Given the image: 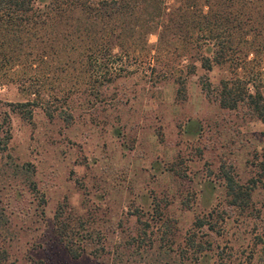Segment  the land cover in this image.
Returning <instances> with one entry per match:
<instances>
[{
	"label": "rangeland",
	"instance_id": "rangeland-1",
	"mask_svg": "<svg viewBox=\"0 0 264 264\" xmlns=\"http://www.w3.org/2000/svg\"><path fill=\"white\" fill-rule=\"evenodd\" d=\"M54 1L65 8L48 15ZM38 3L41 20L5 47L0 68V139L10 135L0 152V264H260L264 188L253 190L248 209L231 207L222 168L241 182L255 173L248 161L264 147V121L207 97L201 79L215 87L226 69L196 61L178 95L173 77L161 78L193 61L176 30L161 44L159 32L148 34L140 50L123 33L119 47L126 26L118 16L109 53L107 31L89 38L76 30L66 0ZM155 54L163 63L152 74ZM26 163L34 172L21 169ZM29 175L39 192L25 188ZM59 210L83 222L78 258L55 232ZM209 213L210 226H194Z\"/></svg>",
	"mask_w": 264,
	"mask_h": 264
},
{
	"label": "trees",
	"instance_id": "trees-1",
	"mask_svg": "<svg viewBox=\"0 0 264 264\" xmlns=\"http://www.w3.org/2000/svg\"><path fill=\"white\" fill-rule=\"evenodd\" d=\"M38 1L43 0H0V68L7 61L4 55L5 47L12 45L16 48L20 44L19 38L23 28L32 20H35V23L41 20ZM53 4L58 5L51 7L48 15L62 7L57 1ZM63 4L66 5V13L72 14H69V17L78 22L75 25L76 30L84 32L89 38L91 35L102 33L101 31H107L103 51L109 53L115 46L113 39L117 38L119 41L116 44L121 47L123 42L120 39L123 33L125 40L133 39L131 46L140 50L141 47H147L148 34L159 32L158 44H161L165 33L176 30L185 40L187 39L189 49L184 52H187L193 61L181 68L173 65L172 70L169 68L161 70V78L172 76L179 85L177 94L181 95L185 89V77L182 73L185 69L188 70V74L193 73L196 61L206 71L214 66L223 67L227 75L221 78L215 87H212L208 80L203 83L201 79L207 97L212 98L221 109L244 108L250 118L264 121V0H173L169 5L167 0H66ZM118 16L126 26V32L117 33L115 38L109 36L108 32L114 33L116 26L111 24ZM57 39L58 37L54 42ZM94 47L92 43L88 46V51L95 54ZM249 52L253 54L252 58H249ZM156 54L148 63L152 74H155L158 66L163 63ZM112 59L116 60L115 57ZM103 63L97 65L98 71L102 78L112 81L110 67ZM248 74L253 75L254 79L251 80ZM30 93L40 95L36 89H32ZM21 105L24 106L26 103ZM6 135L0 139V152L5 146L2 147L1 144H5L9 139L8 130ZM248 163L256 171L245 182H241L222 168L228 205L243 210L250 207L253 190L258 186L264 188V147L260 150L254 149ZM31 167L30 163H26L21 169L27 172ZM31 176L29 175L25 181V188L39 192ZM39 198L45 202L42 195H39ZM39 207H37L39 214L43 213V204ZM24 211L22 209V212ZM208 216L201 218L197 216L194 226L202 228L206 222L210 226L212 213ZM53 220L55 232L65 249L73 258L81 256L86 246L83 244L85 238L79 234L83 222L77 217L74 221L76 224H73L72 220L66 219L61 210L55 211ZM260 244L264 245V234L255 233L254 245ZM262 251L264 254V246ZM27 264L43 262L30 260ZM260 264H264V256L261 257Z\"/></svg>",
	"mask_w": 264,
	"mask_h": 264
}]
</instances>
